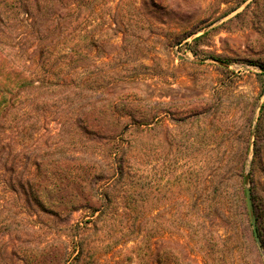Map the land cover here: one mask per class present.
Wrapping results in <instances>:
<instances>
[{
	"label": "trees",
	"instance_id": "16d2710c",
	"mask_svg": "<svg viewBox=\"0 0 264 264\" xmlns=\"http://www.w3.org/2000/svg\"><path fill=\"white\" fill-rule=\"evenodd\" d=\"M100 1L0 0V264H97L99 254L133 242V237L141 238L139 251L149 249L154 216L140 203L149 201L156 170L150 158L129 155L152 152L150 143L147 148L137 145L134 133L150 134L171 114L155 111L165 108L163 103L146 110L137 99L126 105L122 95L127 92L102 105L89 101L93 95L102 98L107 89L93 91L90 79L80 78L90 69L88 48L96 43L90 30L101 13ZM132 73L131 79L139 76L136 69ZM263 124L264 105L254 144L249 138L234 165L238 185L232 194L222 190L224 182L216 181L215 172L201 176L189 168L175 176L204 187L199 196H191L185 212L176 203L172 211L173 234L185 229L204 264H245L246 258L248 264H264V199L256 198L252 186L260 249L245 185L251 152L254 166L264 147ZM53 125L60 130L56 135ZM36 131L45 132L40 143L31 142ZM98 153L108 156L109 164ZM181 164V159L165 161L162 171ZM259 165L264 172L261 157ZM76 212L85 216L67 236L71 242L44 236L55 220ZM118 221L120 238L97 252L92 237L102 235V225ZM215 221L216 232L210 227ZM178 257L174 264H195L180 252ZM162 260L168 261L163 256L158 264Z\"/></svg>",
	"mask_w": 264,
	"mask_h": 264
},
{
	"label": "rangeland",
	"instance_id": "374dc122",
	"mask_svg": "<svg viewBox=\"0 0 264 264\" xmlns=\"http://www.w3.org/2000/svg\"><path fill=\"white\" fill-rule=\"evenodd\" d=\"M99 3L101 13L94 17L95 29L90 30L96 36V43L88 48L90 69L80 78L88 77L93 91L97 86L107 89L105 96L93 95L89 101L92 105H102L116 94L127 92L122 95L124 104L137 99L138 106L146 110L163 103L166 107H157L155 111L167 110L171 115L164 117V122L150 134L134 133L137 145L147 148L150 143L152 152L129 155L136 160L150 158L156 170L149 201L140 203L152 210L154 216L149 249L139 251L141 238L133 237V242L121 244L106 255L99 254L97 264H158L163 256L168 259L166 264H174L179 252L185 260L204 264L186 237V230L180 229L174 235L176 226L172 225L175 203L185 212L191 205V196H199L204 187L189 186L175 176L189 168L201 176L215 172L216 181L224 182L222 190L232 194L237 187L234 165L249 138L254 144L264 105V75H261L264 72L259 67L264 64V0H101ZM197 38L201 39L195 44ZM134 69L139 76L131 79ZM110 109L107 112H112ZM52 130L54 135L60 131L57 125ZM43 134L36 131L31 142L40 143ZM98 154L109 164L108 156ZM260 157L264 160V147L254 166L251 152L247 173L252 172L251 187L256 198L264 199ZM180 159V167L167 173L162 171L165 161ZM135 167L143 170L138 165ZM28 171H32L31 166ZM108 174L113 172L109 170ZM84 216V212L62 216L44 236L71 242L67 236ZM119 225V221L108 227L102 225V235L92 237L96 241L92 247L100 252L119 239ZM218 225L215 221L210 227L216 232L220 229ZM112 231V236L107 238V232ZM43 239L48 238H37L36 242ZM243 244L241 241L240 247Z\"/></svg>",
	"mask_w": 264,
	"mask_h": 264
},
{
	"label": "water",
	"instance_id": "95a60500",
	"mask_svg": "<svg viewBox=\"0 0 264 264\" xmlns=\"http://www.w3.org/2000/svg\"><path fill=\"white\" fill-rule=\"evenodd\" d=\"M261 71L264 72V68H261ZM260 109V108H259ZM245 185H246V201L248 206V211L251 218L252 228H253V234L256 239V242L260 249H262V243L261 238L258 231V225H257V217L253 202V194L251 190V175L250 173H247L245 176Z\"/></svg>",
	"mask_w": 264,
	"mask_h": 264
}]
</instances>
